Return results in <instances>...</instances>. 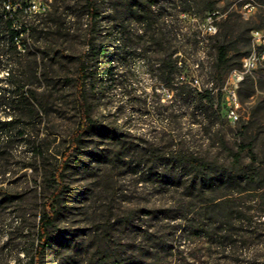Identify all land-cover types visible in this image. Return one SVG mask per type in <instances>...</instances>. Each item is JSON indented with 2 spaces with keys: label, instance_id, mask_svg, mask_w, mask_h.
Wrapping results in <instances>:
<instances>
[{
  "label": "rangeland",
  "instance_id": "374dc122",
  "mask_svg": "<svg viewBox=\"0 0 264 264\" xmlns=\"http://www.w3.org/2000/svg\"><path fill=\"white\" fill-rule=\"evenodd\" d=\"M15 1L39 14L23 34L27 49L19 48V69L30 75L26 86L44 108L39 131L48 153L38 172L21 169L30 163L25 155L13 159L18 167L4 177L3 187L20 199L0 207V264H264V62L234 89L235 121L225 115L223 91L234 86L233 71L251 50L250 30L264 29V0H151L153 21L130 9L149 0H97L92 38L109 51L120 48L121 55L115 82L97 78L86 87L92 116L141 152H148V140L229 165L239 145L249 144L239 164L254 170L251 181L217 184L201 195L178 181L179 172L152 165L151 156L115 159L114 143L96 135L84 137L56 181L58 154L79 119L75 79L90 39L86 1ZM210 5L215 33L204 28ZM164 30L173 34L162 45L158 34ZM220 43L228 46L222 66L216 60ZM170 55L179 67L173 89L160 71L161 59ZM180 83L210 90L212 110L195 102L194 93L181 94ZM101 150L102 162L91 161L89 155ZM154 173L174 181L160 183ZM45 206L52 225L35 261Z\"/></svg>",
  "mask_w": 264,
  "mask_h": 264
},
{
  "label": "trees",
  "instance_id": "16d2710c",
  "mask_svg": "<svg viewBox=\"0 0 264 264\" xmlns=\"http://www.w3.org/2000/svg\"><path fill=\"white\" fill-rule=\"evenodd\" d=\"M85 1L87 37L90 39L86 43V53L77 59L75 90L79 119L75 130L70 135L68 146L58 154L60 155L59 166L61 168L55 172L56 181L61 182L63 166L68 165L75 152L82 148L80 142L84 137L96 135L114 143L115 159L128 160L134 157L140 158L142 155L151 156L152 165L160 163L170 171L179 172L178 181L185 180L183 183L186 188L192 191L196 190L200 195L209 187L217 184L250 182L254 170L239 164L240 152L245 147H250L249 144L239 145L238 151L233 154V162L229 165H215L211 161L187 152L185 149H171L169 146L160 148L158 142L150 143L148 140L144 142L148 147V152H141L137 146L122 141L121 134H118L115 128L107 127L90 114L86 87L90 80L94 81L97 78L109 82L117 80V74L113 70L115 68L114 63L121 55V50L116 48L109 51L104 43H96L93 40L94 32L98 33L96 28V23L99 20L97 0ZM153 5V1L149 0L141 6L132 4L130 9H132L133 16H139V19L144 21H153V16L156 13L153 11ZM207 9V16L213 15L215 18L214 7L210 5ZM38 15L24 2L0 0V207L20 199L9 188L3 187L6 174L12 173V167H18L13 159H24L25 155H28L30 163L23 164L21 169L30 168L32 171L38 172L39 164L45 163L44 160H46L48 153V148L43 145L46 135L41 138L39 131L44 108L37 99L35 91L26 86V81L30 79V75L19 69V56L22 53L19 48L27 49L23 34L30 31L28 24L34 22ZM32 30L34 31V29ZM152 31V35L157 36L154 28ZM169 34H173V30L166 32L164 30L158 34L160 44L163 45L166 42ZM227 55L228 46L224 43L218 44L216 58L218 66L227 63ZM177 62L178 60L171 58V55L167 59L163 57L160 61L161 77L167 84L171 82L168 85L171 89L174 87V75L179 70ZM35 77L36 73L34 72ZM188 87L183 83L176 86L180 93L187 95V97H191L194 93L193 100L203 103L206 112L212 110L210 90L198 92L197 90H190ZM127 93L129 94V91ZM101 151L103 152V150ZM89 157L92 159L91 161L102 162L106 153L90 154ZM134 162L139 164L136 160L130 161L131 164ZM154 176L155 180L160 183H166L171 178L157 173H154ZM173 181L171 178V182ZM46 209L45 206L44 211L39 216L35 261L37 256L48 246L52 216Z\"/></svg>",
  "mask_w": 264,
  "mask_h": 264
},
{
  "label": "built area",
  "instance_id": "2783aa9c",
  "mask_svg": "<svg viewBox=\"0 0 264 264\" xmlns=\"http://www.w3.org/2000/svg\"><path fill=\"white\" fill-rule=\"evenodd\" d=\"M253 7L250 3H246L244 8ZM205 31L208 33H215L216 27L213 23V15H209L206 17V23L204 25ZM251 50L247 56L242 59L240 69L234 71H244V70H253L257 66V51H262V44H264V29H251ZM234 71H233V82L234 86L232 88H224V92L226 94V104H225V115L229 120H237L238 115L236 113L235 107L237 106V99L232 97V89H236L237 80L234 79Z\"/></svg>",
  "mask_w": 264,
  "mask_h": 264
},
{
  "label": "bare ground",
  "instance_id": "6f19581e",
  "mask_svg": "<svg viewBox=\"0 0 264 264\" xmlns=\"http://www.w3.org/2000/svg\"><path fill=\"white\" fill-rule=\"evenodd\" d=\"M264 62V44H262V51H257V63ZM251 70H244V71H235L234 72V79L237 82H240L244 78V74L250 72ZM232 97L236 99L235 90L232 89Z\"/></svg>",
  "mask_w": 264,
  "mask_h": 264
}]
</instances>
